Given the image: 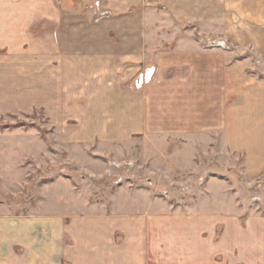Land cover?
Here are the masks:
<instances>
[{
	"label": "crops",
	"instance_id": "obj_1",
	"mask_svg": "<svg viewBox=\"0 0 264 264\" xmlns=\"http://www.w3.org/2000/svg\"><path fill=\"white\" fill-rule=\"evenodd\" d=\"M95 2L109 15L95 18ZM0 54L60 74L94 137L157 138L160 152L155 175L144 155L148 187L114 190L104 213L64 183L82 210L0 214V264H264V213L246 215L247 195L210 176L264 173V0H0ZM173 147L190 151L199 177L167 160ZM120 192L146 209L119 211Z\"/></svg>",
	"mask_w": 264,
	"mask_h": 264
},
{
	"label": "rangeland",
	"instance_id": "obj_2",
	"mask_svg": "<svg viewBox=\"0 0 264 264\" xmlns=\"http://www.w3.org/2000/svg\"><path fill=\"white\" fill-rule=\"evenodd\" d=\"M96 4H93L95 18L100 20L109 15L108 11L101 10V3L98 2L100 7ZM205 30L206 27H199L194 32ZM207 44L212 48H237L236 43L221 40ZM31 61L27 57L0 54V214L27 213L39 207L48 211L69 207L82 210L85 200L63 194L61 185L64 183L66 188L70 189L69 184H72L75 188L71 189L85 193L83 196L90 204L97 205L100 213L112 208L109 195L114 190L124 187L135 191L148 187L140 186L141 183L147 185L144 155L153 157L152 160L148 157L146 162L152 169L150 175H155L160 171L158 139L134 138L128 142L121 139L122 143H118L119 139L94 137L92 133L99 126L78 120L77 91L64 90L59 83L60 74L50 72L52 68H46L39 61L35 68ZM192 156L189 150L180 152L174 147L166 153L169 162L181 166L184 173L193 172V178H197L202 170L193 169ZM210 176L229 180L232 189L247 195V202L242 203L246 206V215L264 213V173L254 180L246 179L242 172L234 169ZM232 180H238V186ZM54 182H59L60 189L57 186L48 189ZM189 188L188 184L171 186L167 192L162 188L157 196L168 199V192L172 197L174 193H189ZM220 191L214 189L213 193L217 195ZM58 192L64 195L63 205L57 203ZM125 194L120 192L114 198L124 209L119 211L141 213L146 209L148 203L139 193ZM170 203L175 209H184L187 204ZM216 203L220 202L203 209L220 206ZM160 206L157 203L155 207Z\"/></svg>",
	"mask_w": 264,
	"mask_h": 264
},
{
	"label": "built area",
	"instance_id": "obj_3",
	"mask_svg": "<svg viewBox=\"0 0 264 264\" xmlns=\"http://www.w3.org/2000/svg\"><path fill=\"white\" fill-rule=\"evenodd\" d=\"M96 7H100L99 4H98V2H97V4H96Z\"/></svg>",
	"mask_w": 264,
	"mask_h": 264
}]
</instances>
